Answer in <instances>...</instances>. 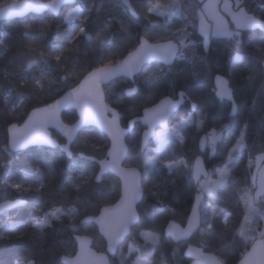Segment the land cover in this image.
<instances>
[{"label": "trees", "instance_id": "16d2710c", "mask_svg": "<svg viewBox=\"0 0 264 264\" xmlns=\"http://www.w3.org/2000/svg\"><path fill=\"white\" fill-rule=\"evenodd\" d=\"M11 1L0 0V6ZM129 2L135 16L120 0H76L73 5L81 9L82 15L71 25L65 22L69 6L62 7L57 16L45 11L0 22V200L19 198L26 202L5 220L0 219L2 224L18 225L0 236V264H62V255L75 252V233L92 236V247L96 251H106L105 241L96 226L90 222L80 223L83 217L96 215L103 205L113 203L119 196L118 179L106 173L97 181V164L86 159V156L96 159L105 156L108 148L105 135L92 127L82 128L71 144L72 157L67 158L58 148L44 146L12 152L7 146L6 130L9 124H20L31 109L54 101L88 71L103 65L98 62L101 53L94 45L98 36L106 39L110 46L111 55L104 60L107 64L118 61L132 50L133 39L138 35L145 36L146 30L148 36L153 37L150 41L173 40L181 44L180 51L186 58L178 54L170 66L150 63L151 66L141 70L133 81L125 78L113 80L107 85L105 99L121 114V124L125 126L130 119L141 115L143 108L165 96L176 98L183 93L185 102L170 119V124L184 121L181 125L183 142L177 138L166 144L155 168L145 172L138 160L143 127L136 123L127 135L128 155L124 163L136 165L142 173L143 197L137 205L141 216L116 253L109 256L111 264H133V257L143 252L148 253L144 258L151 264H192L195 257L186 253L190 245L204 254L224 260L226 264H235L251 245L240 236L242 226H246L245 205L241 199L243 193L236 188H254L252 182L257 168L255 170L250 161L258 154L264 155V32L254 30L238 32V36L232 37L209 36L205 47L197 27V12L203 3L179 0L184 16L169 19L148 11L156 0ZM238 2L264 21V0ZM236 5L234 2V8ZM153 23L167 25V28L153 29ZM76 25L85 27L92 42L82 34L76 35L79 31L78 27L73 31ZM52 48H57L63 55L60 62L50 58L45 69L47 79L41 86L33 82L41 79L40 71L35 68L26 71L21 65H26L28 59H38L41 52L47 57ZM234 55L242 56L243 60L233 62ZM153 73L160 79L154 85L146 84ZM215 75L227 78L236 104L234 113L230 102L215 96ZM47 80L52 84L48 85ZM133 85L137 86L138 94L126 95L125 90ZM62 119L72 123L76 119L75 111H64ZM209 131L218 135L213 149L209 150L207 146L203 153L209 174L215 177L214 169L229 163V174L236 185L230 182L222 195L205 193L202 197L200 212L211 218L214 230L201 225L189 237L173 242L164 236L163 230L168 221L183 225L188 217L198 191V183H193L190 169L199 154L198 138ZM241 134L244 139L236 147ZM52 135L60 143L64 141L53 130ZM234 147L236 150L232 151ZM81 153L83 155L79 156ZM170 161L177 162L171 171L166 166ZM263 161L264 157L261 163ZM79 176L84 180H78ZM69 178L71 181L65 184ZM17 183L21 184L20 189L12 187ZM77 184L81 185L79 190ZM61 185H64L63 190ZM261 201L256 202L264 210ZM56 207H63L61 219L43 232L35 229V223L42 221L44 214ZM73 207L75 213L68 211ZM213 209H223V212L213 216ZM252 220L261 223L258 218ZM249 224L254 231L246 234L257 237L260 225ZM140 230L158 233V242L155 245L146 243L138 233ZM128 242L141 251L127 255Z\"/></svg>", "mask_w": 264, "mask_h": 264}, {"label": "snow or ice", "instance_id": "6c2138e0", "mask_svg": "<svg viewBox=\"0 0 264 264\" xmlns=\"http://www.w3.org/2000/svg\"><path fill=\"white\" fill-rule=\"evenodd\" d=\"M63 2V0H52L50 4H41L38 0H25V3L18 4L13 3L8 5L7 7L0 8V19L10 18L14 16H21L29 9L40 10L43 8H52L53 11L59 8V3ZM124 3H127V0H123ZM214 5L209 3L205 4L203 8L200 9V12L197 14L200 19V32L204 36V44L207 47V41L209 36V30L205 25L204 15L206 12L211 14V10ZM228 5L225 4V9H228ZM182 6L179 0H167V2H162V0H156V3L148 9L150 13H155L157 16H166L169 19L172 17H183L184 12L181 10ZM237 11L231 13L233 16V21L235 22L237 28H259L264 30V21L258 20L253 16L248 15L247 12L244 11V8L241 3H237L236 5ZM82 15L81 9L76 7L72 12H69L65 17V22L70 24L74 19H79ZM217 19V23L215 25L214 30L212 31V35H223L232 37L234 35L238 36V32H230L227 29V26L219 20L218 17H214ZM86 20V18H85ZM194 24V21H193ZM78 27L79 31L76 35H83L88 38L90 42H92V37L88 35L85 31V27L76 25L73 28ZM164 27L167 28V25H153V29ZM147 36V38H145ZM145 36L138 35L133 39V48L128 52L127 56L118 62L115 65L109 61L107 64H104V60L108 58L111 53L109 52V44L106 39L97 37L94 42L95 47L100 51L101 56L99 57L98 62L103 64V67L95 68L93 71L88 72V74L79 82V84L72 88L70 92L67 93L63 97L62 100H57L54 104L48 105L45 108H38L32 112L29 116L28 120L25 122L23 128H17L15 124L11 125L9 128V132L12 135V147H25L28 144H44L51 143L55 144V141L51 140L47 133L45 132V128L49 124H57L59 125V111L62 107L68 104H76L77 107L80 108L81 119L77 122L75 126H63V130L68 136L69 141L73 139V137L77 133V129L82 124L89 123H100L105 126L112 138V149L108 152V157L111 159H105L100 161V175L95 176L97 181L101 180V176L104 171L108 168H111L115 171H118L123 179V189L122 195L120 196V203L117 205V209H119V214L114 223L110 222L109 218L113 215V210L109 208H105L99 217H88V220L95 219L97 223L101 225L104 229L106 235L109 238V246L110 250H114L116 246L119 245L121 238L128 232L130 226L137 220V216L134 210V204L140 194V188L138 184L139 173H137L134 169L123 170L119 168V161L124 154V147L122 142L123 132L120 130L118 125V113L114 110H110L104 104V94L107 91V85L113 81V78L122 74L125 77H130L133 74L140 72L141 70H147L151 65L150 61L155 59L163 60L167 64H171L172 58L177 55L178 51L182 58H186L183 56V52L180 51L176 45L171 42L167 44H150L148 42L149 39L153 38L152 36H148V30L145 32ZM75 40V36L72 37ZM239 42V41H238ZM63 53L59 52L57 48H52L48 51L47 57L44 53H40L38 59H28L26 65H21L26 71L38 69L41 73V79L35 80L34 83L43 85V81L47 79V72L45 71L46 67L49 64L50 58H55L57 62L61 61ZM233 62H240L243 60V57L240 55H234L232 58ZM160 77L153 73L150 75L148 79L145 81L148 85H154L158 82ZM217 88L218 95L227 96L229 99L232 98V91L227 87L228 81L224 80L222 77L217 76ZM48 85L52 84L51 80H47ZM105 84L106 88L101 89V85ZM222 86V87H221ZM134 93H137L136 88H129L127 90V95L132 96ZM183 96V93H181ZM21 103H23V98L21 99ZM177 102H173L171 100L165 99L162 100L159 105L155 108L145 109L144 113V122L149 127H153L156 124H160L163 126L165 124V120L167 119L169 113L173 108L176 107ZM195 107V105H193ZM235 111V108H233ZM106 112H111L112 119L109 120L105 116ZM135 123V122H133ZM156 140V148L154 149L156 155H149V150L146 147L141 149L140 156L138 158L139 163L142 164L143 170L148 172L155 168L158 158L161 155L162 149L166 144L174 139L179 138L181 142H183V137L181 136V125H173L171 129H167L166 127L162 128V131L159 133H153ZM149 136V133H145V139ZM244 139L243 134H241L240 140L236 142V147L240 146V142ZM203 144V141H201ZM65 151H68L67 146H63ZM235 147L232 151H235ZM68 155H71V152H68ZM83 155V153H81ZM229 160L231 159V151L229 152ZM94 159V157H91ZM258 159H261L258 157ZM162 163V161H161ZM176 161H170L166 166L171 171L173 167L176 165ZM200 162L197 161V167L194 171L190 172L191 175H194L197 179L198 183V191H197V207L193 209L192 215L188 220L189 227L187 229H179V226H175L177 231L171 233L175 239H181L182 237H187L191 234L193 229L200 228L201 225H206L207 229L214 230V224L211 218L207 215V213L201 214L200 209V201L201 198L207 193L209 196H218L223 194V190L225 187L231 184L233 186L236 185L234 180H231L230 176V168L229 163H224L222 167L214 169L216 173L219 175L218 180L205 179L203 182L200 180L201 176V168L199 166ZM75 171V169H72ZM205 177L208 176L207 173H203ZM260 175V183L259 186L256 187V177H253V186L254 188L250 189H239L236 188V191H240L243 193L241 199L245 205V215L244 221L246 226H242L240 231V236L245 241H250L252 244V252L247 253L245 258L240 261V264H264V231L259 233V239L256 236H249L246 233L253 232L254 229L251 228L249 221L252 215L258 214L260 217L264 218V210H261L254 206L256 198L260 196H264V171L259 173ZM78 180L83 181L84 177H77ZM71 181L66 180L64 183L67 184ZM17 189L21 188V184L17 183L12 185ZM40 187H43L41 184ZM64 185H61V190H63ZM81 187L80 184L76 185L77 190ZM253 190L256 191V196L252 195ZM117 191L119 192V186H117ZM25 203L22 200L16 201H5L4 204H0V212H6L9 208H17ZM261 207L264 208V201H261ZM63 207H56L51 212L44 214V219L35 224L34 228L40 232H43L44 229L50 228L55 221H59L61 216L63 215ZM68 211L75 213L76 209L70 208ZM156 211V209H154ZM220 212H223V209H213L212 215L217 216ZM224 224L228 225V220L225 218ZM18 227L17 224H2L0 223V236L3 235V232L8 229H16ZM209 235L211 232L208 233ZM144 236L146 243H150L155 245L159 237L155 234L151 233H141ZM76 240L79 241L81 250L80 254L76 260H70L67 257L64 258L65 264H86V257L88 255L85 249L86 241L81 237H76ZM247 247V243L245 244ZM129 251H141L140 249H134L130 246ZM147 252H143L140 256H137L136 260L133 264H151V261L146 260L144 257L147 255ZM102 259V258H101ZM206 261H210L211 264H226L224 260L216 259L215 257H205L203 258ZM202 264V262H201Z\"/></svg>", "mask_w": 264, "mask_h": 264}, {"label": "water", "instance_id": "95a60500", "mask_svg": "<svg viewBox=\"0 0 264 264\" xmlns=\"http://www.w3.org/2000/svg\"><path fill=\"white\" fill-rule=\"evenodd\" d=\"M120 1H121V3H122L125 7L128 8L129 12H130L132 15H134V16L136 15V13L134 12V10H133V8H132V6H131L129 0H127V3H124L123 0H120ZM197 1H198L199 3H203L205 0H197ZM219 1H220V12H221V13H222V14L228 19V21H229V23L231 24L232 28H233L236 32L254 31V30H259V31L264 32V30L259 29V28H239V29H238L237 26H236V24H235V22L233 21V16H232V14H231V13L237 11V8H234V2H233V0H219ZM38 2L41 3V4H50V3L52 2V0H38ZM13 3L22 4V3H25V0H13V1L7 3V4H4V5L0 6V8L7 7L8 5H11V4H13ZM75 3H76V0H63V2L59 3V8H58L57 10H55V11H53V9L50 8V7H48V8H43V9H40V10L29 9L28 11H26V12H25L23 15H21V16H14V17H10V18L0 19V22H1V21H4V20H11V19H15V18H21V17H24V16H26V15H28V14H36V15H38V14H41V13H43V12H45V11L50 12L53 16H57V15L60 13L62 7H64V6H70V5H73V4H75ZM225 4H227V5L229 6L228 9H225ZM243 8H244V7H243ZM244 11L247 12L248 15L253 16V17H255V18L258 19V20H261L260 18H258V17L255 16L254 14L248 12L245 8H244ZM261 21H263V20H261ZM145 38H146V37H145ZM148 42H149L150 44H167V43L171 42L172 44L176 45V47L180 50V45H179L177 42L173 41V40H163V41H150V40H148ZM130 51H131V50H130ZM128 52H129V51H128ZM128 52H127V53H126L121 59H119L118 61L123 60V59L127 56ZM178 54H179V51H178L177 55H175V56L172 58V62H171V64H167V63H165L163 60H160V59H155V60H153V61H150L149 64H150V63H153V62H158V63L164 64V65H166V66H170V65H172V64L174 63V61H175L176 57L178 56ZM118 61H116V62H118ZM116 62H114V63H112V64L115 65ZM103 66H104V65L99 66V67H103ZM96 68H98V67H96ZM94 69H95V68L91 69L90 71H93ZM90 71H88V72H90ZM88 72H87V73H86V74H85V75L79 80V82H80L81 80H83V78L88 74ZM139 73H140V72H137V73L133 74V75L130 76V77H125V76H123L122 74H120V75L114 77L113 80L118 79V78H125V79H128V80L132 81V80L134 79V77H135L136 75H138ZM217 76H220V77H222L224 80H227V78L224 77V76H222V75H215V76H214V78H213L214 94H215V96H216L217 98H219V99H223V100H225V101L230 102V103H231V109H232V112L234 113V112L236 111V104H235L234 99H233V94H232V98H231V99H229L227 96H221V95H218V94H217V92H218V88H217V79H216ZM227 81H228V80H227ZM79 82H78L76 85H74L73 87H71L70 89H68L67 91H65L61 96H59L58 98H56L54 101H52V102H50V103H48V104H46V105H43V106H40V107H36V108L31 109V110L29 111V113L27 114V116L24 118V120H23L20 124H17V123L9 124V125L7 126V130H6V131H7V146H8V148H9V150L12 151V152H18V151H22V150H25V149H27V148H29V147H33V146H44V147H48V148H58L60 151H62V152L65 154V156H66L67 158H71V157H72V152H71L70 147H71V144H72V143L75 141V139L77 138V135H78L79 131H80L82 128H84V127H92V128H95L97 131L103 133V134L105 135L106 139L108 140V148H107V150H106V152H105V156H104L103 158H101V159H96V158L92 159V158H91L92 156H86V159H88V160H90V161H93V162H95V163L97 164L98 170H97V172H96V176H97V175H100V174H101V173H100V161L105 160L106 158L109 159V160L111 159V157H108V155H107L108 152L112 149V138H111V135H110V133L108 132V130H107V128H106L105 126H103V125L100 124V123L93 122V123H89V124H82V125H80V127L77 129V133H76V135L73 137V139H72L71 141H69L68 136L66 135L65 131L63 130V126H69V127L75 126V125L77 124V122L81 119L80 108L77 107V105L74 104V103H73V104H68V105H66V106H64V107H62V108L60 109V111H59V122H60L59 125H57V124H49V125L45 128V132L47 133L48 137H49L51 140L55 141V144H51V143L36 144V143H33V144H28V145H26L25 147H17V148H13V147H12V135H11L10 132H9V128L11 127V125L15 124V125L17 126V128H23L25 122L28 120L29 116L32 114L33 111H35V110L38 109V108H45V107H47L48 105L54 104L57 100H62L63 97H64L65 95H67V93L70 92V91L72 90V88L76 87V86L79 84ZM104 85H105V84H102V85H101V89H102V90H103V86H104ZM133 87L136 88L135 85L132 86V87H130V88H133ZM221 87H222V86H221ZM227 87L231 89V87L229 86V82H228ZM128 89H129V88H128ZM128 89L125 90L126 95H127V90H128ZM231 91H232V90H231ZM165 99L171 100V101H173V102H177V103H176V107L173 108L172 111L169 113L167 119L165 120V124H164L163 126H161L160 124H156V125H154L153 127H149V126L146 125L145 122H144V113H145V109L155 108L157 105H159V104L161 103L162 100H165ZM103 102H104V104L107 106L108 109H110V110H114L116 113H118L119 119H118L117 122H118V125H119L120 130L123 132L122 142H123V147H124V154H123V156L121 157V159H120V161H119V168H120V169H123V170L134 169L137 173L140 174L139 177H138V184H139V188H140V194H139V196H138V198H137V200H136V202H135V204H134V206H133V207H134V210H135V213H136V216H137V220L133 223L132 226L129 227L128 232H127V233L121 238L119 245L116 246L114 250H110V246H109V238H108V235H106L104 229L101 227V225H100L99 223L96 222L95 219H92V220H88V219H87L88 217H99L100 214H101V212H102L105 208H109V209H112V210H113V215L109 218L110 222L114 223L115 220H116L117 217H118V214H119V211H120V210L117 209L116 206L119 205V203H120V196L122 195V189H123V179H122V177H121V175H120V173H119L118 171H115V170H113V169H111V168L106 169V170L104 171L103 175H105L106 173H110V174L114 175L115 177H117L118 180H119V183H120V192H119V196H118V198H117L113 203H111V204L103 205V206L99 209V212H98L96 215L85 216V217H83V218L80 220V223L90 222V223H93V224L96 226L98 234H99V235L104 239V241H105V245H106L105 250H106V251H105V252L96 251V250L92 247V241H93V237H92V236H90V235H86V234H77V233H75V234H73V239H74V241H75V252H74L73 255H62V256L60 257V261L62 262V264H65V260H64L65 257H67V258L70 259V260H76L77 257L79 256V254H80V250H81V246H80L79 241L76 240V237H81V238H83V239L86 241V243H85V249H86V251H87V253H88V255H87V257H86V264H111V261H110L109 256H110V255H114V254L116 253V251L118 250L120 244L126 239V237L129 236L132 227H134V226L138 223V221H139L140 213H139V211H138V209H137V205L140 203V201H141V199H142V197H143V187H142V184H141V171H140V169H139L138 167H136V166H126V165H124V161H125V158H126V156H127V152H128V146H127V144H126L125 138H126L127 134L130 133L131 130L133 129L134 124H135L136 122H139V123H141V124L145 127L144 130L142 131L141 135H140V150L143 149V148H145L146 145L148 144L149 140L152 139V138L154 137V135H152V134L156 132V129H157V128H160V129L162 130V128H164V127L167 128V127H168V124H169V120H170V118H171V117H172V116H173V115H174V114L180 109V107L184 104L185 99H184L183 96H178V97H176V98H175V97H171V96H165V97L159 99V100H158L157 102H155L154 104H151V105H149V106L143 108V109H142V112H141V115L136 116V117L130 119V120L128 121V123H127V126H122V125H121V123H120L121 114L118 112V110H117L116 108H114V107L111 106L109 103H107V101H106V99H105V94H104V101H103ZM193 105H194V103L191 104L192 108L194 109ZM233 108H235V111H233ZM69 109H73V110L75 111V113H76V119H75L72 123H66V122H64L63 119H62V113H63L64 111L69 110ZM105 116H106L107 119H109V120L112 119L111 112H106V113H105ZM133 122H135V123H133ZM52 130L55 131V132H57V133H58V134L64 139V141L60 143L55 137H53V135H52ZM146 132L149 133V136L147 137V139H145V133H146ZM201 141H203V144H201ZM64 145L67 146L68 151H65V149H64V147H63ZM206 149H207V135L203 133V134L200 135V137H199V139H198V151H199V154L194 158V160H193V162H192V165H191V169H190V172L194 171V170L196 169V167H197V161L199 160V162H200L199 166H200V168H201V170H202V172H201V176H200V180H201V179H206V178H208V176H209V170H208V168H207V166H206V164H205V162H204V159H203V153L206 151ZM69 151L71 152V155H70V156L68 155V152H69ZM263 153H264V145H263ZM79 156H82V155L79 154ZM261 171H264V161H263V163H261V165L257 168V170H256V172H255V177H256V187H258V186H259V183H260V175H259V173H260ZM203 173H207L208 176L205 177V176L203 175ZM103 175H102V176H103ZM190 175H191V174H190ZM102 176H101V177H102ZM191 178H192L193 183H194V184H197V179H196V177H195L194 175H191ZM253 195L256 196V191H255V190H253ZM196 196H197V193L195 194V196H194V198H193V202H192V205H191V208H190V212H189L188 217H187V219H186V221H185V223H184L183 225H181V224H179V223H177V222H175V221H173V220L168 221V223L165 225L164 230H163V234H164V236L169 237L173 242H178V241H180V240L183 239V238H187V237H189V236H190V235H191V234L197 229V228H196V229H193L190 235H188L187 237H182L181 239H175L174 236L171 234V233H174V232L177 231V229H176V227H175V226H177V225L179 226V229H187V228L189 227V225H188V220H189V218H190L191 215H192V211H193V209L197 207ZM260 199H262V200L264 201V196H260V197H257V198H256V200H260ZM16 200H22V199L17 198V199H14V200H7V201H16ZM201 200H202V198H201ZM5 201H6V200L0 202V204H4ZM22 201H25V200H22ZM25 203H26V202H25ZM25 203H24V204H25ZM200 203H201V201H200ZM24 204H23V205H24ZM21 206H22V205H21ZM11 209H13V208H9V209H7V210H11ZM199 211H200V209H199ZM0 213H2V212H0ZM258 239H259V238H258ZM250 252H252V244H251L250 247L247 249V251L244 253V255L242 256V258H241L237 263H235V264H240V261L243 260V259L245 258V256H246V254H247V253H250ZM101 258H102V259H101Z\"/></svg>", "mask_w": 264, "mask_h": 264}, {"label": "rangeland", "instance_id": "374dc122", "mask_svg": "<svg viewBox=\"0 0 264 264\" xmlns=\"http://www.w3.org/2000/svg\"><path fill=\"white\" fill-rule=\"evenodd\" d=\"M233 1L235 2V4L238 3V0H233ZM209 3H211V4L214 5L213 9L211 10V14H209V12H206L205 13V18H204L205 25H206V27L209 30V36H218V35H212V31L214 30L215 25L218 22L217 19H215L214 17H218L219 20L222 21L227 26L228 31H230V32H236L233 28L230 27L228 19L220 12V1L219 0H205L203 2V4H202V8H203V6L205 4H209ZM76 7H78V6H75V5L69 6L68 9L66 10L65 17L68 15L69 12H72ZM199 12L200 11H198L197 14ZM197 18L199 19L198 15H197ZM153 25H157V24L156 23H153ZM199 29H200V27H199ZM199 34L201 36H203L201 34L200 30H199ZM209 36H208V38H209ZM219 36H223V35H219ZM202 38H203L202 41H203V44H204V36ZM207 43H208V41H207ZM180 46H181V44H180ZM204 46H205V44H204ZM183 123H184V121H179V120L178 121H173L169 125V127L167 129H171L173 125H177V124L182 125ZM159 132H161V131H159ZM159 132H157V133H159ZM217 137H218V135H217V133L215 131H209L207 133V146H208L209 150H212L213 149V146H214V143H215ZM155 148H156V140H155V136H154V138L152 139L151 143H149L148 149L149 150H154ZM149 155H156V153L155 152L152 153L151 151H149ZM258 157L261 158V159H258ZM263 157H264L263 154H258L256 157H254L250 161V164H252L254 166L255 170H256V168H258L260 166V164H261V162L263 160ZM222 166H220V167H222ZM141 167L143 169L142 164H141ZM220 167H217V168H220ZM254 176H255V174H254ZM206 179L218 180L219 179V175H218V173H216V176L215 177H212L209 174L208 178H206ZM204 180L205 179H202L201 182H203ZM198 187L199 186L197 184V188ZM252 187H254L253 186V182H252ZM252 195H253V192H252ZM256 201H255L254 206L257 207V208H259V209H261L258 206V204H257ZM244 215H245V213H244ZM253 217L254 218H258L261 223H257L256 220H252ZM249 223H252L255 226L260 225V227L257 228V238H259V233L261 231H264V218L260 217L258 214H254V215L251 216ZM138 233L142 237L143 240H145V238H144V236L141 235V233H151V234H155L156 236L159 237V234L158 233L153 232V231H149V230H140ZM130 246L132 248H134L133 247V244L131 242H128L127 243V248H126V254L127 255L130 253V251H129ZM186 253L189 254V255H193L195 257L194 260L192 261V264H201V262H202V264H205L204 262L206 260H204L203 258H205V257H208V258L214 257L212 254H204V253H201L200 250L197 247L193 246V245H190V246L187 247ZM137 256H140V255H135L133 257V262L136 260Z\"/></svg>", "mask_w": 264, "mask_h": 264}, {"label": "flooded vegetation", "instance_id": "af4514ba", "mask_svg": "<svg viewBox=\"0 0 264 264\" xmlns=\"http://www.w3.org/2000/svg\"><path fill=\"white\" fill-rule=\"evenodd\" d=\"M134 80V79H133ZM132 80V81H133ZM130 81V80H129ZM134 86V85H133ZM136 86V85H135ZM132 87V86H131ZM130 88V87H129ZM128 89V88H127ZM136 89H137V86H136ZM142 112V111H141ZM173 117V116H172ZM171 119V118H170ZM120 123H121V119H120ZM128 123V122H127ZM136 123H139V122H136ZM135 123V124H136ZM135 124H134V127H135ZM143 128H142V130H141V133H142V131L144 130V126L141 124V123H139ZM122 125V124H121ZM169 125H170V120H169V124H168V127H169ZM123 126V125H122ZM125 126H127V125H125ZM134 127H133V129H134ZM167 127V128H168ZM132 129V130H133ZM132 130H131V132H132ZM159 131H162L160 128H157L156 129V132L155 133H157V132H159ZM130 132V133H131ZM130 133H128V134H130ZM141 133H140V135H141ZM127 134V135H128ZM127 137V136H126ZM200 137V136H199ZM154 138V137H153ZM152 138V139H153ZM152 139H150L149 140V142H148V144L146 145V148L148 149V146H149V143H151V141H152ZM199 139V138H198ZM125 141H126V138H125ZM127 144V143H126ZM197 145H198V142H197ZM139 150H140V146H139ZM140 152H141V150H140ZM127 155H128V152H127ZM127 157V156H126ZM126 159V158H125ZM125 162V161H124ZM124 165H125V163H124ZM126 166H136V165H126ZM137 167V166H136ZM139 168V167H138ZM140 169V168H139ZM141 171V170H140ZM142 174V173H141ZM117 178V177H116ZM118 179V178H117ZM202 180V179H201ZM119 181V180H118ZM119 186H120V183H119ZM1 202H2V200H0ZM26 204V203H25ZM24 204V205H25ZM23 206V205H22ZM18 207H20V206H18ZM18 207L17 208H13V209H11V210H6V212H2V213H0V219H1V221H3V220H5L6 218H8L14 211H16V209H18ZM140 213V212H139ZM140 216H141V213H140ZM39 222H41V221H38V222H36L35 224H37V223H39Z\"/></svg>", "mask_w": 264, "mask_h": 264}, {"label": "crops", "instance_id": "0c3cea01", "mask_svg": "<svg viewBox=\"0 0 264 264\" xmlns=\"http://www.w3.org/2000/svg\"><path fill=\"white\" fill-rule=\"evenodd\" d=\"M204 18H205V15H204ZM197 27H198V31H199V30H200V29H199V27H200V19H198V25H197ZM200 252H201V251H200ZM201 253H202V252H201ZM209 257H210V256H209ZM204 263H205V264H210L211 262H210V261H209V262H208V261H205Z\"/></svg>", "mask_w": 264, "mask_h": 264}]
</instances>
